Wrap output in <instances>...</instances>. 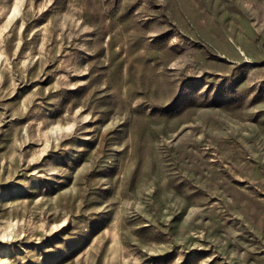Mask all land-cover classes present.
I'll return each instance as SVG.
<instances>
[{
	"label": "rangeland",
	"instance_id": "374dc122",
	"mask_svg": "<svg viewBox=\"0 0 264 264\" xmlns=\"http://www.w3.org/2000/svg\"><path fill=\"white\" fill-rule=\"evenodd\" d=\"M0 264H264V0H0Z\"/></svg>",
	"mask_w": 264,
	"mask_h": 264
}]
</instances>
